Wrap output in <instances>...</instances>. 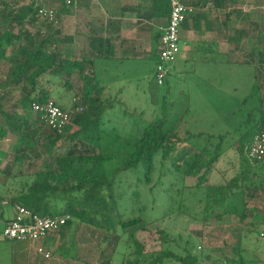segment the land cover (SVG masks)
Here are the masks:
<instances>
[{
    "label": "trees",
    "instance_id": "16d2710c",
    "mask_svg": "<svg viewBox=\"0 0 264 264\" xmlns=\"http://www.w3.org/2000/svg\"><path fill=\"white\" fill-rule=\"evenodd\" d=\"M152 1L155 15L170 13L167 0ZM207 2L216 8L225 4V0H199L195 4ZM66 5V0H59L57 20ZM41 6L36 0L15 3V7L0 0V64L5 67L0 77V139L13 131L16 140L14 162L0 168V174L5 175L0 191L6 194L1 197L0 192V199L8 197L6 204H21L41 215H70L58 230L62 235L78 224L104 231L113 252L102 264H111L119 245L124 247L120 264H202L205 260L210 264H260V259L241 244L230 251L214 249L219 254L213 256L204 249L197 252L200 244L190 233L186 236L167 229L159 231L161 248L148 251L137 233L153 220L182 217L208 225L225 216H235L242 229L251 233H259L261 228L264 233V223L252 221L259 210L257 202L264 198V157L252 160L247 155L255 135L264 128L261 87L242 101L240 110L248 103L250 106L242 111L244 119L235 130L236 173L214 181L216 164L225 152V134L196 131L188 121L190 107L174 119L164 111L148 117L144 110L138 113L124 107L123 101L104 92L94 77L85 84L92 86L76 89L72 80L83 71L82 64L60 50L59 28L39 15ZM189 16L196 19L199 14ZM252 25L258 29V23ZM238 35L248 34L239 30ZM235 56L234 51L229 52L230 65L254 64L252 51ZM53 87L61 93L75 91L70 107L55 97L58 92ZM16 90L17 99L13 95ZM49 99L71 115L61 131L46 125L41 113L32 109L34 103L42 105ZM61 140L65 148L57 149ZM36 145L48 153L39 167L33 165L30 151ZM12 179L14 189L10 187ZM142 188L150 195V209L142 198ZM128 190L134 204L127 212L120 203ZM156 207L160 213L153 219ZM65 257H70L68 252Z\"/></svg>",
    "mask_w": 264,
    "mask_h": 264
},
{
    "label": "rangeland",
    "instance_id": "374dc122",
    "mask_svg": "<svg viewBox=\"0 0 264 264\" xmlns=\"http://www.w3.org/2000/svg\"><path fill=\"white\" fill-rule=\"evenodd\" d=\"M30 1L7 0L14 7L15 3L21 5ZM233 1L238 2L243 8L242 27L239 29L245 30L247 34H252V36L246 35L243 38L245 39L244 51L254 53V64L230 65L227 56L208 51L203 45L199 52L189 54L187 57L189 60H186L183 52H180L176 61L167 63V73L163 84H159L156 75H154L155 58H151L140 63L138 67L140 74L131 76L121 74L116 86H113V91L110 92L111 95L117 96L118 100L123 101L124 107L136 109L138 113L140 110H144L148 117L161 114L164 111L171 119H174L177 113H183L184 109L190 107L191 115L188 117V121L194 124L196 131H201L202 134H225V152L216 164V169L212 175V179L217 182L233 177L238 167V153L235 148V139L238 135L235 130L244 119L242 111L244 112L250 106L248 103L243 110H240L243 99L257 90L258 86L261 87L264 98V20L262 19L264 0ZM36 2L45 7L59 9V0H36ZM252 23H258V29H254ZM54 25L59 27V20ZM32 30L36 31V29ZM182 47L183 41L181 40ZM211 49L215 50V45L211 46ZM118 72L121 73V71ZM255 72L259 74V78L254 76ZM4 73L5 67L0 64V77H3ZM72 81L76 83V79L73 78ZM53 91L58 92L59 88L53 87ZM74 92L71 90L54 94L55 97L58 96L57 98L61 102H64L66 99H72ZM18 93L17 90L13 92V95H16L15 99L18 98ZM9 104H7L6 109L11 111ZM117 105L120 107L119 103ZM118 110H122V108ZM21 114L24 113L21 112ZM15 143L13 131L9 132L6 138L0 139V156L4 154L1 157L0 168H6L14 162ZM41 147L36 145L33 150L30 149L35 167H39L43 159L48 157V153H44ZM63 148H65L64 140H61L57 144V149ZM4 179L5 175L0 174V181L2 182ZM1 188L0 186V190L3 191ZM2 191H0L1 197L6 196ZM127 192L122 197L120 205L122 209L128 212L132 210L134 201L131 191L128 190ZM141 192L144 202L148 203V209H150L153 205L147 200L150 195L143 188ZM6 199L8 197L2 200ZM157 201L160 204L158 195ZM253 205L254 203H251V206ZM256 205L259 210L256 218H253L252 221L263 224L264 198ZM155 211H153L156 213L152 215L153 219L158 215L157 213H160V208L156 207ZM12 213V204H0V218L2 215L5 218L10 217ZM245 228L247 229V227ZM2 229L3 225L0 220V264H14L13 243L1 237ZM163 229L172 230L175 233L183 232L186 236L190 233L194 238H197L196 240L200 244L197 247V252L204 249L207 253H212L213 256L219 254L214 249L224 247L230 251L233 247L241 244L260 259V264H264V233L262 228L259 233H251L242 229L235 216H225L222 221H212L208 225L182 217L153 220L145 229L137 233V237L146 250H159L161 248L159 231ZM56 232L54 241L51 242L53 250L50 258L45 259L42 254L37 252L39 261L45 259V263L48 261V264H102L112 255L113 245L110 246L107 243L106 233L95 227L78 224L77 227L72 225V228L64 235ZM66 251L70 255L68 258L65 257ZM123 252L124 247L119 245L113 253L111 264H120L119 261ZM210 263L209 260L202 262V264Z\"/></svg>",
    "mask_w": 264,
    "mask_h": 264
},
{
    "label": "crops",
    "instance_id": "0c3cea01",
    "mask_svg": "<svg viewBox=\"0 0 264 264\" xmlns=\"http://www.w3.org/2000/svg\"><path fill=\"white\" fill-rule=\"evenodd\" d=\"M72 1L71 5L61 8L58 28L60 50L82 64L83 71L74 76L76 89L88 88L85 84L89 78L94 77V82H98L103 91L111 95L121 74H140V63L151 58H155L156 75L160 36L162 28L168 24L169 14L155 15L152 0ZM198 1L183 0L186 5L194 8L193 13L199 14L196 19L189 14L182 26L183 47L180 52H183L186 60H189L187 57L190 53L199 52L203 45L206 50L227 57L232 51L235 57H242L245 39L238 35L244 16L242 6L233 0H225L220 8L214 7L211 2L196 5ZM248 35L252 36L251 33ZM214 45L215 50L211 49ZM88 85L92 86V83ZM72 100L73 97L64 103L70 107ZM11 181L10 187L14 189L15 179ZM12 207L10 217L2 215L0 218L3 226L15 215L13 204ZM55 234L57 232L38 242L10 241L1 237L13 243L14 264H48L44 256L43 261L37 259V247L42 246L45 251L52 252L51 242Z\"/></svg>",
    "mask_w": 264,
    "mask_h": 264
},
{
    "label": "built area",
    "instance_id": "2783aa9c",
    "mask_svg": "<svg viewBox=\"0 0 264 264\" xmlns=\"http://www.w3.org/2000/svg\"><path fill=\"white\" fill-rule=\"evenodd\" d=\"M170 5L168 24L162 28L160 36V63L156 67V78L159 84H163L167 73V63L176 61L181 51V31L183 22L187 16L194 12L192 6L186 5L183 0H167ZM72 0H66L68 5ZM39 15L49 21L57 22L56 9L53 7L41 6ZM34 112L41 113V119L46 125L61 131L70 121L71 115L67 110L49 99L44 104L32 105ZM80 111L81 109H76ZM247 155L252 160H261L264 157V128L255 135L248 147ZM4 200L2 204H6ZM15 215L5 222L2 229V236L10 241H32L38 242L47 238L50 233L58 231L70 215L62 214L57 216L41 215L21 204H15ZM37 252L46 258H50L51 252L45 251L42 246L37 247Z\"/></svg>",
    "mask_w": 264,
    "mask_h": 264
}]
</instances>
